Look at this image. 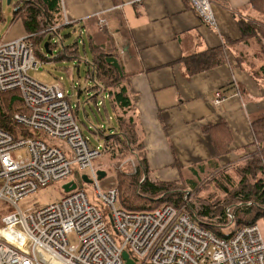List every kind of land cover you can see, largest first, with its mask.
I'll use <instances>...</instances> for the list:
<instances>
[{
	"label": "built area",
	"instance_id": "1",
	"mask_svg": "<svg viewBox=\"0 0 264 264\" xmlns=\"http://www.w3.org/2000/svg\"><path fill=\"white\" fill-rule=\"evenodd\" d=\"M187 1L205 23H213L209 0ZM98 24L106 26L104 20ZM62 26L68 21L46 33ZM31 38L0 42V93L17 91L26 110L10 118L17 136L0 129V211L14 209L0 220V264H125L124 251L135 264H264V233L256 223L223 238L192 220L185 204L129 212L119 207L116 188L101 193L93 167L99 149L83 136L60 85L41 84L29 76L38 67ZM223 99L216 92L213 102ZM21 130L37 136H24ZM84 170L94 182L93 199L82 187ZM73 172L78 173L73 180L77 187L60 201L18 209L17 203L39 187ZM225 212L232 220L230 208ZM70 235L77 239L74 245Z\"/></svg>",
	"mask_w": 264,
	"mask_h": 264
},
{
	"label": "crops",
	"instance_id": "2",
	"mask_svg": "<svg viewBox=\"0 0 264 264\" xmlns=\"http://www.w3.org/2000/svg\"><path fill=\"white\" fill-rule=\"evenodd\" d=\"M137 1L60 0L61 21L80 27L89 44L116 54L155 179L178 182L185 178L178 176L181 166L189 170L213 160L222 167L253 153L250 119L264 113V79L253 77L245 61L237 66L234 58L240 51L253 57L254 46L237 42L238 21L264 23V0H209L212 24L187 0ZM218 47L226 53L224 65L186 73L183 58ZM216 92L224 98L218 105L213 102ZM221 123L230 140L228 152L216 156L204 129Z\"/></svg>",
	"mask_w": 264,
	"mask_h": 264
},
{
	"label": "trees",
	"instance_id": "3",
	"mask_svg": "<svg viewBox=\"0 0 264 264\" xmlns=\"http://www.w3.org/2000/svg\"><path fill=\"white\" fill-rule=\"evenodd\" d=\"M264 2V1H262ZM62 9L60 0H18L13 11V20L20 19L26 35H32L31 42H38L46 33L48 27L61 25ZM1 21V17H0ZM241 39L238 42L243 46H254L252 58L244 57L242 51L236 56V65L240 67L245 61L250 67L253 77L264 79V23L256 20L239 19ZM236 43V42H234ZM226 44V43H224ZM92 58L88 62L86 77L92 85L85 88V101H91L96 109L101 105L107 113V106L116 122V127L107 129L95 128L103 139L100 154L107 161L122 162L129 156L136 159L135 171L131 175H117L114 177L118 192V205L129 212L151 211L161 206L179 208L185 204V212L200 226L214 235L227 238L236 229L256 223L264 233V113L250 119V129L256 143L254 152L245 156L238 163H233L225 169L210 160L189 168L192 179L184 180L190 189H195L200 182L199 175L206 169L215 175L205 180L206 186H214L224 192L227 201L215 199L194 207L193 201L184 202L177 181L165 182L155 179L150 171L144 151L143 133L138 125V118L134 107V99L130 97L127 76L118 63L112 49L104 50L93 41L89 44ZM226 46V45H225ZM52 45L48 43V49ZM60 58H72L77 53L76 43L66 47ZM242 56V57H241ZM258 61V63H256ZM227 62L223 47L206 49L191 57L183 58L182 63L189 75L197 74L209 69L224 65ZM79 94L82 91H78ZM91 94V95H89ZM104 94V95H103ZM98 97L101 100L98 101ZM100 106V107H101ZM20 94L16 91L6 94L0 93V129L17 136L16 127L10 124V118L15 113H25ZM87 117V114H85ZM204 133L208 134L216 156L228 152L229 131L224 123L207 126ZM24 136L37 135L21 130ZM236 171V183L228 176L230 171ZM198 179V181H197ZM197 182H196V181ZM238 180V181H237ZM234 193H231V191ZM230 208L233 216L229 220L226 209Z\"/></svg>",
	"mask_w": 264,
	"mask_h": 264
},
{
	"label": "rangeland",
	"instance_id": "4",
	"mask_svg": "<svg viewBox=\"0 0 264 264\" xmlns=\"http://www.w3.org/2000/svg\"><path fill=\"white\" fill-rule=\"evenodd\" d=\"M17 1L18 0H11L10 3L7 4V0H0V42L11 41L26 36L22 21L20 19L13 20V11ZM45 42L52 45V55H47L45 53L43 48ZM74 43H76L77 53L69 59L60 58L61 52ZM33 46V55L38 63V67L35 71H31L29 76L41 84L51 85L57 83L60 85V89L65 94L66 101L70 107L71 114L78 124L83 136L88 140L91 147L99 149L100 152L103 145V139L99 133L97 134L94 132L95 128L107 129L111 126L116 127V122L107 103L106 107L108 115L103 111L101 105V107L99 106V109H96L91 101H85L86 93L84 90L87 86L92 85L91 80L86 77L87 63L90 62L92 53L85 32H81L80 27L62 26L54 33H45L38 42H33ZM79 90L82 91L81 94L78 93ZM100 100L101 97H98V101ZM85 114H87V117ZM41 138L46 142H50V144L58 145L64 150L66 149L64 144L51 142L44 135H41ZM238 162L239 161L233 163ZM233 163H227L224 166L219 167V169H225V167L231 166ZM135 165L136 159L133 156H129L122 162H109L100 154L99 157L93 160V167L96 170H101L105 173V176L102 179L96 180L100 192L105 193L108 189L114 188V177H117L118 174L125 175V177L126 175L133 174L135 171ZM176 170L178 171L180 180L184 176V180L192 179L188 169L181 166V168ZM218 171L214 172L206 169L203 174L199 175L200 182L197 179L199 183L195 189L188 188L186 184H184V180L179 181L178 185L181 192H183L181 193L183 198L187 201L197 199L193 201L194 207L206 203L207 200L205 199L213 201L219 198L227 201L229 194L225 197V193L220 189L217 187L215 188L212 185L208 188L204 183L205 180L215 175ZM235 173L236 171L232 170L227 176L232 179L234 183H236ZM81 174L87 175L88 170L82 171ZM77 177L78 173L73 172L72 175L65 180L39 187L34 193L28 195L17 203L18 209L24 212L36 205L40 206L60 201L65 195L62 190V185L76 180ZM93 185V181L90 184L82 182V187L85 189L90 199L94 198ZM234 191L235 190L231 191L230 194L234 193ZM0 206H2L1 203ZM13 210L14 209L11 207H5L4 211H0V220L4 214L12 213ZM68 240L72 245L77 242L74 235H70Z\"/></svg>",
	"mask_w": 264,
	"mask_h": 264
},
{
	"label": "water",
	"instance_id": "5",
	"mask_svg": "<svg viewBox=\"0 0 264 264\" xmlns=\"http://www.w3.org/2000/svg\"><path fill=\"white\" fill-rule=\"evenodd\" d=\"M10 3V0H7V4ZM44 51L47 55H52V51L48 49V42H45L43 45ZM98 180L102 179L105 176V173L101 170L96 171ZM81 181L83 183L90 184L92 181L87 178L86 175L81 176ZM77 185L73 181L65 183L62 185V190L64 193H69L72 190L76 189ZM122 259L124 260L125 264H135L132 259L129 258V255L126 251L122 252Z\"/></svg>",
	"mask_w": 264,
	"mask_h": 264
},
{
	"label": "bare ground",
	"instance_id": "6",
	"mask_svg": "<svg viewBox=\"0 0 264 264\" xmlns=\"http://www.w3.org/2000/svg\"><path fill=\"white\" fill-rule=\"evenodd\" d=\"M56 31H57V30H56ZM56 31H55V32H56ZM81 176H82V174H80V178H81ZM97 179H98V178H97ZM91 181H92V180H91ZM73 182H74V181H73ZM74 183H75V182H74ZM63 185H64V184H63ZM76 185H77V184H76ZM74 190H75V189H74ZM72 191H73V190H72ZM69 193H70V192H69ZM66 194H68V193H65V195H66ZM65 195H64V196H65ZM182 205H183V204H182ZM129 258H130V257H129ZM130 259H131V258H130Z\"/></svg>",
	"mask_w": 264,
	"mask_h": 264
}]
</instances>
